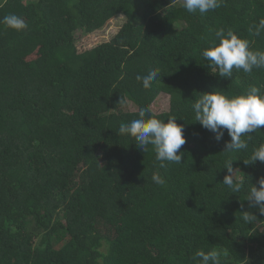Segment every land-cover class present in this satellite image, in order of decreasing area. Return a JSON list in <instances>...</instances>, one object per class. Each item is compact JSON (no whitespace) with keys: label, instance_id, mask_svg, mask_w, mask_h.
<instances>
[{"label":"trees","instance_id":"16d2710c","mask_svg":"<svg viewBox=\"0 0 264 264\" xmlns=\"http://www.w3.org/2000/svg\"><path fill=\"white\" fill-rule=\"evenodd\" d=\"M10 14L27 28L0 23V264H194L213 248L227 253L222 264H264V214L245 199L264 163L243 162L264 126L247 150L225 154L227 131L217 141L191 108L199 92L264 86V69L220 77L201 56L221 27L264 50V33L249 32L264 0H223L203 15L180 0H0V21ZM118 17L108 40L79 48L78 30ZM152 68L162 73L144 89L136 77ZM161 94L170 109L157 115H175L186 138L182 163L167 168L118 135ZM229 157L241 193L222 184ZM244 211L257 219L245 224Z\"/></svg>","mask_w":264,"mask_h":264},{"label":"clouds","instance_id":"9594fccd","mask_svg":"<svg viewBox=\"0 0 264 264\" xmlns=\"http://www.w3.org/2000/svg\"><path fill=\"white\" fill-rule=\"evenodd\" d=\"M181 7L190 13L199 12L205 14L222 6L223 0H180ZM0 23L7 27L21 31L27 28L23 18L10 14ZM214 40L211 45L202 50L201 56L207 60L212 73H218L220 77L233 76V70L242 71L246 75H252L254 69H264V50L254 49L253 41L241 37L232 29H210ZM254 36L264 33V18L258 24L249 28ZM162 72L159 68L149 69L146 75H137V81L142 83L144 89H150L152 83L160 78ZM197 98L191 104L194 112V121L214 133L215 139L220 141L225 130L230 136L226 142L225 154L247 150L251 134L261 130L264 126V86L250 85L244 92L236 95H228L222 89L199 92ZM122 109L127 105L123 98L118 102ZM139 118L120 124L118 135H126L133 138L134 142L144 153L152 151L159 168H167L169 164H181L182 146L186 143L183 134L184 126L178 124L175 115H168L167 122L153 111L151 107L140 108ZM151 146V148L149 147ZM234 158H226L223 167L227 169L222 184L230 193H241L245 189V178L234 169ZM264 163V142L254 147L251 156L243 159L245 165L255 162ZM155 184L163 185L164 179L158 172L151 176ZM258 185L252 184L246 193L245 199L249 201L250 208H258L264 214V176L258 179ZM257 217L249 211L242 212L241 220L245 224L254 222ZM222 253L215 248L205 251L198 249L193 254L194 264H222Z\"/></svg>","mask_w":264,"mask_h":264},{"label":"rangeland","instance_id":"374dc122","mask_svg":"<svg viewBox=\"0 0 264 264\" xmlns=\"http://www.w3.org/2000/svg\"><path fill=\"white\" fill-rule=\"evenodd\" d=\"M123 21L124 19L122 17L113 18L103 29L97 30L91 34H85L83 31L78 30L75 33L76 43L82 50L91 48L92 46L99 44L101 41L108 40L110 36L114 34L116 29L121 26ZM151 108L156 114L169 111L170 97L161 94L156 101L153 102Z\"/></svg>","mask_w":264,"mask_h":264}]
</instances>
